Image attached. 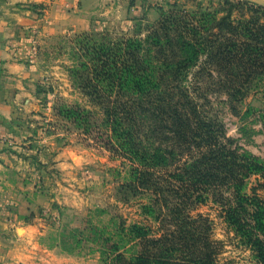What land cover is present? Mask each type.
I'll list each match as a JSON object with an SVG mask.
<instances>
[{
  "label": "trees",
  "instance_id": "1",
  "mask_svg": "<svg viewBox=\"0 0 264 264\" xmlns=\"http://www.w3.org/2000/svg\"><path fill=\"white\" fill-rule=\"evenodd\" d=\"M160 11L144 37L84 42L67 71L89 107L54 108L66 131L91 136L119 161L115 201H137L155 227L117 213L107 223L77 218L83 226L65 227L57 246L89 245L101 264H218L212 221L199 212L212 203L264 264V160L226 136L207 97L225 93L236 113L264 75V7L221 0L213 10Z\"/></svg>",
  "mask_w": 264,
  "mask_h": 264
},
{
  "label": "rangeland",
  "instance_id": "2",
  "mask_svg": "<svg viewBox=\"0 0 264 264\" xmlns=\"http://www.w3.org/2000/svg\"><path fill=\"white\" fill-rule=\"evenodd\" d=\"M220 1L101 0L85 13L81 28L20 29L19 34L23 31L31 40V54L24 63L32 82L23 86L21 96L14 94L11 119L0 120V264H101L99 253L88 251L89 245L70 253L57 246L65 227L83 226L77 218L91 216L94 223H107L117 213L127 224L139 221L155 227L141 215L137 201L129 206L115 201L117 184L125 175L119 161L111 160L91 136L66 131L54 108L60 103L89 107L67 71L78 63L84 42L102 41L106 34L144 37L146 28L159 20L160 9L213 10ZM5 70L0 68V81H5ZM207 97L226 136L242 152L264 160V75L253 82L236 113L228 107L225 93ZM250 182L255 185V177ZM258 194L264 198V189ZM97 209L105 213L98 216ZM199 212L212 221L213 239L221 247L218 264H254L250 251L217 216L214 204Z\"/></svg>",
  "mask_w": 264,
  "mask_h": 264
},
{
  "label": "crops",
  "instance_id": "3",
  "mask_svg": "<svg viewBox=\"0 0 264 264\" xmlns=\"http://www.w3.org/2000/svg\"><path fill=\"white\" fill-rule=\"evenodd\" d=\"M100 1L0 0V68L6 69L3 71L5 81H0V120L11 119V100H15L14 94L19 92L21 96L23 86L32 82L31 71L27 68L29 66L24 63L31 54V40L23 31L22 35L19 34L20 29L38 26L43 32H60L68 26L81 28L85 13L90 12L93 6L99 5ZM41 5L43 9L40 8ZM29 7H32L31 10ZM36 7L44 14L38 15L35 12Z\"/></svg>",
  "mask_w": 264,
  "mask_h": 264
},
{
  "label": "water",
  "instance_id": "4",
  "mask_svg": "<svg viewBox=\"0 0 264 264\" xmlns=\"http://www.w3.org/2000/svg\"><path fill=\"white\" fill-rule=\"evenodd\" d=\"M241 1L249 2L264 7V0H241Z\"/></svg>",
  "mask_w": 264,
  "mask_h": 264
}]
</instances>
